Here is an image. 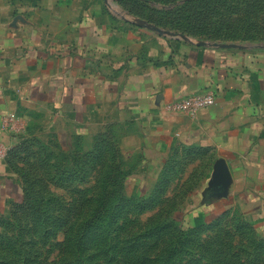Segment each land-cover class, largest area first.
<instances>
[{
  "label": "rangeland",
  "instance_id": "rangeland-1",
  "mask_svg": "<svg viewBox=\"0 0 264 264\" xmlns=\"http://www.w3.org/2000/svg\"><path fill=\"white\" fill-rule=\"evenodd\" d=\"M79 1L118 27L140 29L148 17L169 30L189 0ZM197 9L207 10L197 26L212 36L264 45V0ZM48 108L19 104L11 123L3 120L14 141L0 144V264H264V196L208 195L212 152L182 145L158 154L122 113L77 122Z\"/></svg>",
  "mask_w": 264,
  "mask_h": 264
},
{
  "label": "crops",
  "instance_id": "crops-1",
  "mask_svg": "<svg viewBox=\"0 0 264 264\" xmlns=\"http://www.w3.org/2000/svg\"><path fill=\"white\" fill-rule=\"evenodd\" d=\"M119 25L79 0H0V144L13 145L1 125L19 104L43 103L77 122L122 113L158 154L182 145L212 152L230 174L226 195L264 196V45L199 48ZM207 92L214 105L193 116L164 109ZM3 171L0 160L2 191Z\"/></svg>",
  "mask_w": 264,
  "mask_h": 264
},
{
  "label": "trees",
  "instance_id": "trees-1",
  "mask_svg": "<svg viewBox=\"0 0 264 264\" xmlns=\"http://www.w3.org/2000/svg\"><path fill=\"white\" fill-rule=\"evenodd\" d=\"M145 3H148L149 1H155L163 4H174L176 1L179 0H142ZM211 0H189L184 2L183 4L179 5L178 8L174 9L175 17H178V19H175L174 21H171V24L169 27H165L166 29L173 30L174 32L182 33V35L187 36H193L198 37L202 41H209V42H221V43H228L225 42L227 40H238L236 35H233V37L228 39H222V38H216L215 36H212V32H209L206 27H198L197 22L202 19V17L208 16L207 10L205 12H202L201 10H198L197 7H203L206 6L207 3ZM255 6V5H254ZM255 13V11L253 12ZM205 15V16H204ZM147 20L149 23H154L153 20L149 19L148 17H141ZM254 20L251 21V23L254 25ZM250 23V24H251ZM158 26L163 27V25ZM156 25V26H157ZM160 28V27H159ZM244 37V36H243ZM245 42L254 41L252 37H244L241 38ZM264 41V36L262 38ZM261 42V41H259ZM235 43V42H230Z\"/></svg>",
  "mask_w": 264,
  "mask_h": 264
},
{
  "label": "water",
  "instance_id": "water-1",
  "mask_svg": "<svg viewBox=\"0 0 264 264\" xmlns=\"http://www.w3.org/2000/svg\"><path fill=\"white\" fill-rule=\"evenodd\" d=\"M137 26L143 28L145 30H149L152 33L167 37L174 40H181L183 42L192 43L199 48H210V49H221V50H243L246 49L247 46L240 43H221V42H209V41H198L196 43L192 42L187 36L172 32L169 30H164L157 26L151 25L143 20H138L136 23ZM216 173L214 175L211 184L213 185V197L215 196H225L228 184L230 182V174L227 170L225 163L218 162L215 164Z\"/></svg>",
  "mask_w": 264,
  "mask_h": 264
},
{
  "label": "built area",
  "instance_id": "built-area-1",
  "mask_svg": "<svg viewBox=\"0 0 264 264\" xmlns=\"http://www.w3.org/2000/svg\"><path fill=\"white\" fill-rule=\"evenodd\" d=\"M215 103V96L213 93H194L188 96L182 97L172 103L165 106L167 112H186L190 115H195L199 111L208 108ZM2 130H7L4 121L1 125ZM2 148L0 146V157H2Z\"/></svg>",
  "mask_w": 264,
  "mask_h": 264
}]
</instances>
